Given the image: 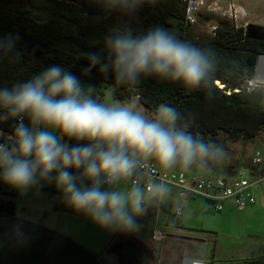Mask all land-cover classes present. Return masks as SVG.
<instances>
[{
	"label": "clouds",
	"instance_id": "clouds-1",
	"mask_svg": "<svg viewBox=\"0 0 264 264\" xmlns=\"http://www.w3.org/2000/svg\"><path fill=\"white\" fill-rule=\"evenodd\" d=\"M95 2L106 13L131 16L149 0ZM17 39L0 40V50L11 52ZM102 44L100 52L81 53L88 61L81 73L89 76L99 66L113 80L109 94L115 86L135 87L150 77L188 90L216 82L217 53L163 25L137 31L124 21L109 29ZM9 122L11 133L0 129V181L21 192L52 183L68 207L108 231H140L139 219L151 202L167 197L164 183L144 178L145 163L154 161L165 172L188 171L209 169L224 156L222 146L191 130L193 114L165 103L145 111L135 103L99 101L92 86L57 64L0 87V125Z\"/></svg>",
	"mask_w": 264,
	"mask_h": 264
},
{
	"label": "trees",
	"instance_id": "trees-1",
	"mask_svg": "<svg viewBox=\"0 0 264 264\" xmlns=\"http://www.w3.org/2000/svg\"><path fill=\"white\" fill-rule=\"evenodd\" d=\"M186 14L184 0H149L131 16L119 11L106 13L95 0H0V40L9 35L18 37L11 52L0 50V87L25 81L57 64L79 76L85 86H92L100 101L101 84L113 86V80L100 73L99 66L91 75H82L88 61L81 53L100 52L109 29L124 21L137 31L163 25L179 38L217 53L216 82L209 89L188 90L150 77L135 87L115 86V97L125 102L136 97L147 111L165 103L183 115L193 114L191 130L224 151L230 143L254 142L264 134V92H247L242 86L246 78L254 76L259 57L264 55V42L249 39L247 27L227 22L219 24L211 36L198 38L192 34L193 25L187 23ZM0 129L11 133L12 122L0 125ZM250 158L242 168L249 167ZM221 161V171L215 163L209 169L231 175L226 159ZM17 197L16 188L0 181V264H107L102 255L72 239L18 219ZM136 251L148 257L151 254L132 234L119 232L104 253L117 257L119 264H127V256ZM240 263L264 264V253Z\"/></svg>",
	"mask_w": 264,
	"mask_h": 264
},
{
	"label": "rangeland",
	"instance_id": "rangeland-1",
	"mask_svg": "<svg viewBox=\"0 0 264 264\" xmlns=\"http://www.w3.org/2000/svg\"><path fill=\"white\" fill-rule=\"evenodd\" d=\"M209 4L218 0H206ZM239 2V0H231ZM220 7L216 10L204 9L198 16L196 23L192 26L191 32L198 38H207L212 35V28L217 27L223 22L230 25L246 26L250 21L244 16L238 15V18L233 20L229 17L227 0L220 1ZM226 14V15H224ZM252 24V23H250ZM110 86L101 84L100 101L109 103H135L138 107L147 111L136 97L125 102L115 97L114 91L109 94ZM256 151L264 153V134L254 142H238L230 143L224 151L223 158L226 159L234 173L241 165H247L248 159L253 156ZM215 166L222 170V161L219 160ZM237 166V168H236ZM71 171V170H70ZM220 171L213 169H197L196 171H187L186 175L191 178L195 175L210 176L221 175ZM231 173V174H232ZM79 174V173H75ZM169 193L166 198L160 200L162 209L160 210L161 217L156 216L158 200H154L148 207V214L139 219V223L143 228L132 234L150 240L152 232L157 228L159 230L166 229L164 225V215L167 219L173 222H178L181 216L175 215V209L181 205L185 214L187 208L197 210L198 214L191 216L190 221L195 227L202 228L211 233L210 249H215L219 264H235L242 259H248L257 256L259 248L264 243V191L255 190L257 197V205L247 207L244 211H238L231 201L224 204V209L221 212H216L203 198L196 197L185 198L183 200L178 197V190L166 184ZM18 191L16 217L21 220L32 222L41 227L50 229L62 236L72 239L77 244L85 247L89 251L102 255L106 260L107 254L104 253L106 246L119 233L116 231H108L94 224L88 217L82 213H77L67 206L64 202L60 191L54 184L41 182V184L29 188L26 192ZM57 197L55 205H52L53 197ZM166 210L164 211V206ZM117 258V257H116ZM118 264H119V259ZM108 264H115L112 258L107 259ZM130 264V263H127Z\"/></svg>",
	"mask_w": 264,
	"mask_h": 264
},
{
	"label": "built area",
	"instance_id": "built-area-1",
	"mask_svg": "<svg viewBox=\"0 0 264 264\" xmlns=\"http://www.w3.org/2000/svg\"><path fill=\"white\" fill-rule=\"evenodd\" d=\"M187 5L186 20L190 25H194L197 21L198 14L208 8L216 10L220 7L219 3L214 1L209 4L206 0H184ZM229 17L236 21L238 15L245 16L242 11H238L235 3L228 5ZM226 15V14H224ZM248 24H246V27ZM216 27L212 28V34ZM260 56V64L264 61ZM258 75V76H257ZM260 77V78H259ZM242 89L247 92L254 90H262L264 92V66L260 69L256 68L252 77L246 78ZM239 91V90H236ZM3 142V138H0ZM144 178L148 181L154 180L156 183H164L171 185L178 190L180 199L203 198L216 212L224 209V204L231 201L238 211H244L248 206L256 205L255 190H264V153L256 151L250 158V165L246 168H238L229 176L211 175L200 176L195 175L188 178L187 171L175 169L172 171H162L154 161H149L142 166ZM57 197H53L52 205H55ZM183 208L181 206L175 209V215L181 216ZM154 241H162L165 235L156 229L152 235Z\"/></svg>",
	"mask_w": 264,
	"mask_h": 264
},
{
	"label": "crops",
	"instance_id": "crops-1",
	"mask_svg": "<svg viewBox=\"0 0 264 264\" xmlns=\"http://www.w3.org/2000/svg\"><path fill=\"white\" fill-rule=\"evenodd\" d=\"M220 1L223 2L224 0H218L219 3H221ZM227 1L228 3H235L238 11L244 13V18L250 19L246 24L249 25L252 23L264 26V0H239V2H233L231 0ZM197 169L190 171H196ZM254 194L256 197V193ZM157 202L158 207L156 210V216L160 218L162 204H160V200ZM192 208L193 207L187 208V214H185V209H183V213L178 222H173V220L171 221L170 219H167L164 215V225L166 229L160 230L165 235V238L162 241H154L152 238V235L157 228L152 232L149 241H147L148 238L140 237L139 235L134 236L151 253L148 257L144 252L136 251L137 254H140L139 264H189L191 260H198L199 264H219L221 262L217 259L216 250L210 249V240L212 239V236H210L211 233L202 228L195 227V225L191 223L189 218L194 214H198L197 210L195 211ZM165 210L166 205L164 206V211ZM259 249L260 250L257 254H263L264 244L261 245ZM106 258H112L115 261V264H118V260L115 256L107 254ZM107 259L105 261L108 264ZM235 264L241 263L237 262Z\"/></svg>",
	"mask_w": 264,
	"mask_h": 264
},
{
	"label": "water",
	"instance_id": "water-1",
	"mask_svg": "<svg viewBox=\"0 0 264 264\" xmlns=\"http://www.w3.org/2000/svg\"><path fill=\"white\" fill-rule=\"evenodd\" d=\"M247 37L252 40H258V41L264 42V26L256 25V24H249L247 26ZM263 59H264V56H263ZM263 62L260 64V58H259L257 69H260L262 66H264Z\"/></svg>",
	"mask_w": 264,
	"mask_h": 264
},
{
	"label": "flooded vegetation",
	"instance_id": "flooded-vegetation-1",
	"mask_svg": "<svg viewBox=\"0 0 264 264\" xmlns=\"http://www.w3.org/2000/svg\"><path fill=\"white\" fill-rule=\"evenodd\" d=\"M127 259H128L130 264H139L140 254L131 253L127 256Z\"/></svg>",
	"mask_w": 264,
	"mask_h": 264
}]
</instances>
